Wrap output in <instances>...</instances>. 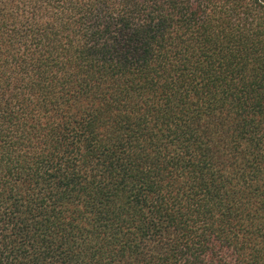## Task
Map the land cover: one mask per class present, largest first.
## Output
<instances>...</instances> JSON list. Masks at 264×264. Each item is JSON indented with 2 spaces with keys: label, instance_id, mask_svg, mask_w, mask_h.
I'll return each instance as SVG.
<instances>
[{
  "label": "trees",
  "instance_id": "16d2710c",
  "mask_svg": "<svg viewBox=\"0 0 264 264\" xmlns=\"http://www.w3.org/2000/svg\"><path fill=\"white\" fill-rule=\"evenodd\" d=\"M0 264H264V0H0Z\"/></svg>",
  "mask_w": 264,
  "mask_h": 264
}]
</instances>
